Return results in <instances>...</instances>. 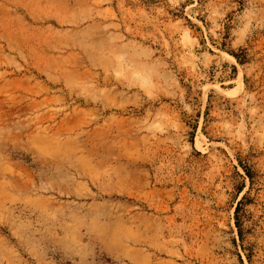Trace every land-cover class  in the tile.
<instances>
[{
    "label": "rangeland",
    "instance_id": "1",
    "mask_svg": "<svg viewBox=\"0 0 264 264\" xmlns=\"http://www.w3.org/2000/svg\"><path fill=\"white\" fill-rule=\"evenodd\" d=\"M0 264H264V0H0Z\"/></svg>",
    "mask_w": 264,
    "mask_h": 264
},
{
    "label": "trees",
    "instance_id": "2",
    "mask_svg": "<svg viewBox=\"0 0 264 264\" xmlns=\"http://www.w3.org/2000/svg\"><path fill=\"white\" fill-rule=\"evenodd\" d=\"M234 56H235V54H234Z\"/></svg>",
    "mask_w": 264,
    "mask_h": 264
}]
</instances>
